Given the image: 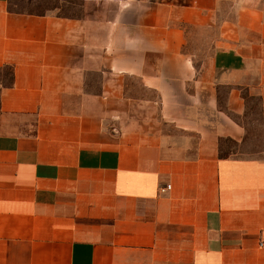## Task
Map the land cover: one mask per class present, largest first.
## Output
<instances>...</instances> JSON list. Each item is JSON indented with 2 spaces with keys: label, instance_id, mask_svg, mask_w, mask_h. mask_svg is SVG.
Segmentation results:
<instances>
[{
  "label": "crops",
  "instance_id": "crops-1",
  "mask_svg": "<svg viewBox=\"0 0 264 264\" xmlns=\"http://www.w3.org/2000/svg\"><path fill=\"white\" fill-rule=\"evenodd\" d=\"M255 127L264 0H0V264H264Z\"/></svg>",
  "mask_w": 264,
  "mask_h": 264
},
{
  "label": "rangeland",
  "instance_id": "rangeland-1",
  "mask_svg": "<svg viewBox=\"0 0 264 264\" xmlns=\"http://www.w3.org/2000/svg\"><path fill=\"white\" fill-rule=\"evenodd\" d=\"M248 151L263 152L264 151V131L261 127H255L252 132V140L249 141Z\"/></svg>",
  "mask_w": 264,
  "mask_h": 264
},
{
  "label": "built area",
  "instance_id": "built-area-1",
  "mask_svg": "<svg viewBox=\"0 0 264 264\" xmlns=\"http://www.w3.org/2000/svg\"><path fill=\"white\" fill-rule=\"evenodd\" d=\"M170 187L168 186L167 189H169ZM165 191V190H164Z\"/></svg>",
  "mask_w": 264,
  "mask_h": 264
}]
</instances>
